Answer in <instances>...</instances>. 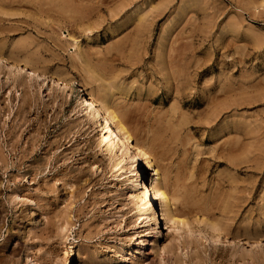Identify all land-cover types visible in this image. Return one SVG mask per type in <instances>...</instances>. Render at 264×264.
I'll return each instance as SVG.
<instances>
[{
    "label": "rangeland",
    "instance_id": "obj_1",
    "mask_svg": "<svg viewBox=\"0 0 264 264\" xmlns=\"http://www.w3.org/2000/svg\"><path fill=\"white\" fill-rule=\"evenodd\" d=\"M0 50L73 85L0 57V264H264V0H0ZM79 94L115 104L162 184L177 167L189 232L141 223L138 167Z\"/></svg>",
    "mask_w": 264,
    "mask_h": 264
},
{
    "label": "bare ground",
    "instance_id": "obj_2",
    "mask_svg": "<svg viewBox=\"0 0 264 264\" xmlns=\"http://www.w3.org/2000/svg\"><path fill=\"white\" fill-rule=\"evenodd\" d=\"M0 57L6 58V61L8 62L24 66L26 69L32 72V75H41V77L43 78L46 77L47 79H50V81L58 85L59 91L64 94L73 90L72 82L68 78L61 74L49 72L43 66L41 68V66L35 60L27 56L20 57L13 50L8 53H4L2 52V50H0ZM76 101L78 103L80 111H82V113L89 119L90 123L92 125L98 126L99 131H105L110 135V138L112 140H110V145L114 150L118 149L119 151H121V158L125 160L129 159L131 161L130 167L133 168L131 172L135 173L136 168L138 167V173L136 174V176L138 175L141 180L140 189H142L141 199L143 201L141 205V223H145L147 220H155L156 223L159 224L160 220H164V224L166 226L164 228L167 230L174 229L189 232L190 223L185 217H183V213L187 208V205L189 208V203H193L191 192H193L194 190L190 191L191 185L187 184L184 177L178 174L179 171L177 167V174L175 175V177H173L174 179L171 180L169 178L171 182L169 180L165 184H162V171L155 163V157L153 153L140 145L138 142H135V138L124 123L123 115H121L120 112L117 111L116 107L114 106L115 104L113 105V103L108 100H102L101 105L106 113V116H102L101 112L95 107V105L83 95L79 94L78 97H76ZM108 118L113 121L112 123H114V125L111 126V124L107 120ZM170 129H172V127L170 128V126L160 128L158 127V129L154 131L152 137H154L155 141H159L158 145L162 144V146L166 147L168 151L170 150V148L176 151L177 148H180L178 147V145L183 146L185 143L183 140H181V132L177 133L175 131V133L173 132L172 134H168V131H170ZM174 144H176L175 147L173 146ZM184 147L182 148L184 149ZM164 149L165 148H163V150ZM172 149L170 152H172ZM177 165L180 166L179 164ZM175 166L173 167L175 168ZM170 187H173L172 194ZM15 199H20V197L16 195ZM18 202H20V200ZM171 202L176 205L177 211L176 209L175 212L170 210L169 205L171 204ZM157 205H159L160 208L158 210V213ZM202 223L206 230H209L211 233H213L215 237L219 238V235L222 234V232L220 231L221 229H219L215 225L207 222L205 223V221H203ZM225 233L224 235L227 238V235ZM73 256H75V253L73 254V250H71L70 255L67 258L68 263L66 260L65 264H73Z\"/></svg>",
    "mask_w": 264,
    "mask_h": 264
}]
</instances>
